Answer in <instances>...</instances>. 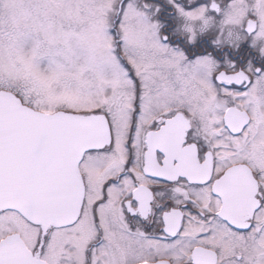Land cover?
I'll use <instances>...</instances> for the list:
<instances>
[{
	"label": "snow or ice",
	"instance_id": "obj_1",
	"mask_svg": "<svg viewBox=\"0 0 264 264\" xmlns=\"http://www.w3.org/2000/svg\"><path fill=\"white\" fill-rule=\"evenodd\" d=\"M0 264H264V0H0Z\"/></svg>",
	"mask_w": 264,
	"mask_h": 264
}]
</instances>
